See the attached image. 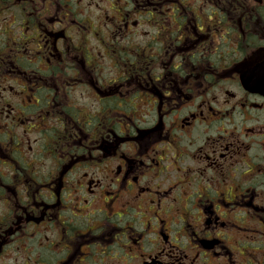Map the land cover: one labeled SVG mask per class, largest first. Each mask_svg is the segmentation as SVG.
<instances>
[{
    "label": "flooded vegetation",
    "instance_id": "af4514ba",
    "mask_svg": "<svg viewBox=\"0 0 264 264\" xmlns=\"http://www.w3.org/2000/svg\"><path fill=\"white\" fill-rule=\"evenodd\" d=\"M264 0H0V264H264Z\"/></svg>",
    "mask_w": 264,
    "mask_h": 264
}]
</instances>
